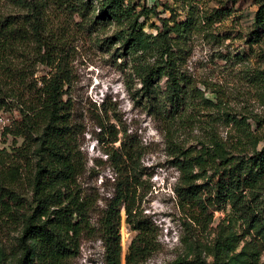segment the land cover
<instances>
[{
	"label": "trees",
	"instance_id": "16d2710c",
	"mask_svg": "<svg viewBox=\"0 0 264 264\" xmlns=\"http://www.w3.org/2000/svg\"><path fill=\"white\" fill-rule=\"evenodd\" d=\"M2 1L26 14L0 16V116L18 115L3 132L15 146L0 151V231L15 234L8 245L0 240V264H69L79 255L82 235L95 234L93 202L78 188L85 164L80 130L73 122L68 57L77 36L107 28L116 31L103 43L115 51L117 60L124 59L122 72L131 99L165 126L166 152L180 173L175 189L180 202L196 212L192 218L199 226L210 227L217 212L239 223L244 247L224 264H258L264 251V138L254 137L244 119L234 122L243 125L247 141L239 149L214 131L195 152L176 142L179 127L192 124L186 115L193 101L214 106L187 70L190 42L199 31L195 19L166 18L158 1L137 7L134 0ZM49 5L61 14L64 24L59 28L48 26L43 18ZM258 6L256 35L264 32V0ZM40 66L50 72L37 78ZM217 105L222 107L221 102ZM110 116H116L115 110L103 104L97 142L105 146L116 176L115 193L97 230L104 264H123V212L135 233L125 264H147L159 245L157 230L142 210L146 192L140 165L145 148L110 124ZM262 124L256 121L259 128ZM189 250L195 260L176 264H208L197 247L190 244Z\"/></svg>",
	"mask_w": 264,
	"mask_h": 264
},
{
	"label": "rangeland",
	"instance_id": "374dc122",
	"mask_svg": "<svg viewBox=\"0 0 264 264\" xmlns=\"http://www.w3.org/2000/svg\"><path fill=\"white\" fill-rule=\"evenodd\" d=\"M155 1L164 17L175 15L178 21L192 17L199 25V31L193 34L190 42L187 70L205 98L214 105L193 101L186 115L192 124L179 127L177 144L195 152L201 148L199 143H205L214 131L221 141L239 149L247 141L243 125L234 122L244 119L251 127V134L263 139L264 32L254 34L259 0H134L132 3L137 7L144 2L152 5ZM162 5L170 10L166 11ZM218 11L219 16H214ZM23 14L26 12L14 4L0 2V16ZM43 18L53 29L64 24L53 5L44 11ZM115 31V28H107L100 33L77 36L68 57L73 122L80 130L79 149L85 164L78 188L93 202L91 223L95 229V234L82 235L79 255L69 264H104V247L97 230L102 213L115 193L116 176L105 155V146L97 142L103 104L115 110L116 116H110V124L121 132L127 131L145 148L140 165L141 182L146 192L142 210L157 230L159 245L158 252L147 264L193 262L195 255L190 253V244L198 248L208 264L227 263L228 257L240 254L244 247L240 225L231 222L226 212H217L210 227L199 226L192 218L197 216L196 212L180 202L175 193L180 173L166 152L165 126L131 99L127 78L122 72L124 59L117 60L115 51L108 50L103 43ZM124 70L129 73V69ZM38 71L37 78L46 76L50 69L40 66ZM217 98L222 107L217 105ZM4 118L10 123L18 115L7 114ZM256 121L263 123L261 128ZM4 128L0 126V151L15 146L12 138L3 136ZM17 143L20 146L22 141ZM27 191L23 181L21 192ZM122 219V263L125 264L135 233L126 225L124 212ZM14 235L12 231L1 230L0 240L8 245ZM258 264H264V251Z\"/></svg>",
	"mask_w": 264,
	"mask_h": 264
},
{
	"label": "built area",
	"instance_id": "2783aa9c",
	"mask_svg": "<svg viewBox=\"0 0 264 264\" xmlns=\"http://www.w3.org/2000/svg\"><path fill=\"white\" fill-rule=\"evenodd\" d=\"M9 124V119L4 118V116H0V126L6 127Z\"/></svg>",
	"mask_w": 264,
	"mask_h": 264
}]
</instances>
